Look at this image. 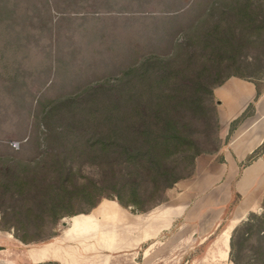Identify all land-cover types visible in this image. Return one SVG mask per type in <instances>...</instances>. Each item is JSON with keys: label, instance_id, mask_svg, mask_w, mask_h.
Masks as SVG:
<instances>
[{"label": "trees", "instance_id": "16d2710c", "mask_svg": "<svg viewBox=\"0 0 264 264\" xmlns=\"http://www.w3.org/2000/svg\"><path fill=\"white\" fill-rule=\"evenodd\" d=\"M201 9L186 43L173 42L165 56L125 70L115 92L93 88V106L86 109L78 107V97L44 109L35 157H0V231L13 230L25 245L49 243L62 220L90 214L104 199L149 213L194 176L198 157L220 151L214 89L232 77L260 81L261 58L252 70L240 53L264 56V0H209ZM53 10H62L54 0H0V36L18 28L20 39L45 18L42 31L50 32ZM254 109L232 124L231 133ZM49 225L53 231L45 237ZM230 258L264 264V211L235 228Z\"/></svg>", "mask_w": 264, "mask_h": 264}, {"label": "rangeland", "instance_id": "374dc122", "mask_svg": "<svg viewBox=\"0 0 264 264\" xmlns=\"http://www.w3.org/2000/svg\"><path fill=\"white\" fill-rule=\"evenodd\" d=\"M54 2L60 4L62 10H53L51 24L54 27L50 32L42 31L45 18L40 21L37 19L36 25L28 28L34 32H27L20 39L16 37L18 28L8 30L5 36H0V157H35L38 135L43 130L40 127L43 120L39 116L44 109L52 102L75 97L80 98L77 100L78 107L86 109L93 106L94 89L107 88L115 92L125 70L132 66V69L136 68V64L150 56H165L173 42L186 43L192 35L189 34V29L198 26L197 21L203 13L201 8L209 0ZM194 5L197 6L193 8ZM240 56L247 65H253L250 67L252 70L258 69L257 59L261 58V76L257 80L263 81L264 56L258 57L252 49L243 50ZM252 70H245L243 73L249 75ZM134 72L136 74V69ZM108 80L109 83H106ZM132 91L136 89L133 88ZM63 107L73 109L77 106L66 104ZM232 186L235 187L224 181L215 184L214 189H208L207 184L202 186L203 191L199 194L203 199L201 202L197 204L196 199L192 200L188 214L185 213L172 226H168L170 229L167 232L147 241L138 249L136 224L157 216H164L170 221L175 211L172 208L176 207L172 205L174 201L167 198L164 204L145 214H136L130 209L116 206L121 217L118 216L115 221L97 216V207L86 214L94 217L87 227L74 230L71 223L73 217H68L58 225L56 233L57 236L72 233L71 238H68L69 242L61 241L69 246L80 244L84 251V264H234L230 258L231 248L227 252L224 245H228L235 228L246 221L251 213H263L264 187L253 189L246 184L244 189L241 188V201L236 193H231L235 189ZM225 189L228 190L224 193ZM180 192L178 189L173 190L169 195L172 198ZM104 201L112 202L108 199L102 202ZM238 210L243 212L242 218H239L240 213L236 214ZM1 217L0 213V219ZM182 228L184 232L180 233ZM52 231L49 225L42 235L48 237ZM180 234L182 238L178 237ZM195 234H198V240L193 239ZM186 237L188 247L183 244L185 242L179 241ZM218 237V248L213 250L212 244ZM165 241H171L167 248L164 246ZM204 241L206 243L198 258L192 257V253L200 250L197 247ZM43 245L24 247L25 244L14 237L13 230L0 231V264H24L25 257L19 252L40 249L38 246ZM150 247L163 252L167 249L172 256L155 259L148 258L147 255L143 257V252ZM68 251L69 264H83L80 259H74L75 248ZM44 261L41 264H59Z\"/></svg>", "mask_w": 264, "mask_h": 264}, {"label": "crops", "instance_id": "0c3cea01", "mask_svg": "<svg viewBox=\"0 0 264 264\" xmlns=\"http://www.w3.org/2000/svg\"><path fill=\"white\" fill-rule=\"evenodd\" d=\"M214 97L220 125L219 137L222 140L220 151L213 155H202L198 157L194 176L180 181L174 188L167 192L166 198H168V200L170 199L169 201H174L172 205L176 206L172 208V210L175 211L170 221L164 216H157L155 218L145 219L142 224H136V232L138 230V233H136V249L141 248L147 241L156 239L164 232H167L170 229L168 226H172V224L185 213L188 214L189 203L192 202V200L196 199L195 201H197V204L201 202L203 199L199 197V194L203 191L202 186L204 187L205 184H207L208 189H214V185L222 181H224V183H230V185L235 186H232L235 189L232 190L231 193L239 194L242 198L243 191L241 188L246 186V184L247 186L249 185V187L252 186L253 189H261L264 187V80L252 82L232 77L227 80L225 84L214 89ZM252 105L255 108L253 115L242 121L231 133L232 124L248 112V109ZM257 151H259V155L256 160L247 164L248 158ZM177 189L181 190V192L175 194V196L173 195L171 198L169 195L170 192ZM227 190L228 189H225L224 193L227 192ZM102 206L101 204L95 210L97 216L102 219L106 218L105 220L115 221V219L120 216L117 207L112 215L108 213L107 207L102 208ZM193 208L194 206L192 209ZM237 213L242 214V216L244 215L241 210H238L236 214ZM92 219L94 220L93 215H89L85 220L79 219L77 229L75 228L74 219H71V223L74 230H78L79 228H85L90 225L93 222ZM184 228L180 229V233L184 232ZM71 236L72 233H63L61 236H57L54 242L38 246L40 249L20 251L19 253L25 257L26 261L24 264H41L45 262L44 260L57 262L59 264H69L71 262L68 249L75 248L76 257H74V259H76V261L80 259L81 263L84 264L85 256L84 251L81 249L82 246L79 243L80 247L76 243V247L74 246L75 244L69 246L65 245L64 241H61L67 240L66 242H69L68 238H71ZM196 236H198V234L194 235V240H198ZM178 237L182 238V235L180 234ZM219 237L214 240L212 244L213 250L214 248H218L217 243L220 242ZM210 238L211 236L207 241H209ZM187 240V237L185 239H179L180 242H185L186 244H183L188 247ZM169 242L171 241H165L164 246H166V248ZM205 243V241L204 243L201 242L197 247L200 248V250L197 249L196 253H192L191 256L198 258V254L203 251ZM224 246V250L229 252L231 240L228 245ZM24 247H26V245ZM191 248L194 249V247ZM143 253V257L147 255L148 258L152 259L172 256V253L167 249L163 252L161 250L152 249V247L148 248Z\"/></svg>", "mask_w": 264, "mask_h": 264}, {"label": "bare ground", "instance_id": "6f19581e", "mask_svg": "<svg viewBox=\"0 0 264 264\" xmlns=\"http://www.w3.org/2000/svg\"><path fill=\"white\" fill-rule=\"evenodd\" d=\"M114 201H112V202H110V201H104V203L102 204L103 206H102V208L103 207H107V209H108V213L109 214H112L113 215V213H114V210H116V206H118L119 208H121V206L119 205V204H117L116 202H114ZM116 203V204H115ZM100 204V205H101ZM99 205V206H100ZM98 206V207H99ZM122 209V208H121ZM87 217H88V215H79L78 217H73L72 219H74V221H75V228L77 229V226H78V221H79V219H87ZM110 217V216H109ZM117 217V216H116ZM121 217V216H120ZM101 218V217H100ZM239 218H241V214H240V217ZM106 219V218H105ZM93 220V219H92ZM121 220H122V218H121ZM111 221V220H110ZM85 222V221H84ZM80 227V226H79ZM228 240V239H227Z\"/></svg>", "mask_w": 264, "mask_h": 264}, {"label": "built area", "instance_id": "2783aa9c", "mask_svg": "<svg viewBox=\"0 0 264 264\" xmlns=\"http://www.w3.org/2000/svg\"><path fill=\"white\" fill-rule=\"evenodd\" d=\"M16 148H18V145H16Z\"/></svg>", "mask_w": 264, "mask_h": 264}, {"label": "water", "instance_id": "95a60500", "mask_svg": "<svg viewBox=\"0 0 264 264\" xmlns=\"http://www.w3.org/2000/svg\"><path fill=\"white\" fill-rule=\"evenodd\" d=\"M117 203V202H116ZM118 204V203H117ZM75 217V216H74ZM235 228V227H234Z\"/></svg>", "mask_w": 264, "mask_h": 264}]
</instances>
